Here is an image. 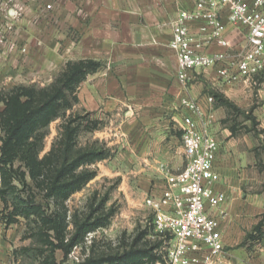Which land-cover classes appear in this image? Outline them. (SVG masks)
<instances>
[{
    "label": "crops",
    "instance_id": "crops-1",
    "mask_svg": "<svg viewBox=\"0 0 264 264\" xmlns=\"http://www.w3.org/2000/svg\"><path fill=\"white\" fill-rule=\"evenodd\" d=\"M196 1L52 0L53 12L42 15L40 29L35 24L25 27L26 41L31 47L26 57L30 63L27 71L33 77L44 76L46 67L61 72L70 61L100 63L99 68L88 73L77 87V101L71 109L79 108L101 121L106 118V125L101 129L107 140L106 147L109 149V130L115 129V141L111 143L121 144L123 163L128 166L125 169L139 173L137 181L148 188L146 196L162 189L163 170L176 172L185 164L182 133L179 135L176 131L183 128L186 114L181 99L197 100L207 113L212 112L213 133L216 126L219 108L207 100L211 95L208 91L214 86L206 85L205 88L200 77L205 73L213 80L218 79L216 70H193L184 84L178 77L176 55L169 46L174 20L181 11L193 10ZM223 20L227 23L230 48L205 43L199 50L205 53L227 51L234 59L247 43V32L229 24L225 15ZM187 25L192 36L202 38V21L191 20ZM37 43L41 44V53L38 49L35 51ZM13 54L14 50L1 54V75L19 72ZM36 66L41 67L39 73L34 72ZM233 84L242 87L247 82ZM213 85L221 87L217 83ZM41 86L44 87L45 82ZM226 87L229 88L223 86L222 90ZM214 135L219 144V157L222 152L219 137H227L229 132ZM231 138L226 147L233 146L238 156L234 164L236 174L232 180L218 183L217 188L226 193V201L214 215L220 221L222 239L230 251L232 264H264V241L253 251L243 244L248 240L246 230L251 224H257L264 213V189L248 193L242 189L264 183L261 179L250 180L244 173L248 165L245 148L252 150L255 144L251 138L241 137L234 141ZM230 187L238 189L231 194Z\"/></svg>",
    "mask_w": 264,
    "mask_h": 264
},
{
    "label": "rangeland",
    "instance_id": "rangeland-1",
    "mask_svg": "<svg viewBox=\"0 0 264 264\" xmlns=\"http://www.w3.org/2000/svg\"><path fill=\"white\" fill-rule=\"evenodd\" d=\"M51 1L0 0V56L14 50V61L16 60L18 63L16 69H20L19 72L12 74L10 72L5 75L0 74V111L5 107L6 98L18 87H49L61 73L58 72V69L46 67L44 76L36 77L35 75L33 77L27 71L30 63L26 57L29 55L31 47L26 41V24H35L40 29L42 15L53 12L54 2ZM52 20L55 21V17ZM55 25H57L56 22ZM37 44L39 46H34L35 51L38 49V52L41 53V44ZM2 68H4L3 65ZM33 69L35 73H39L41 67L36 66ZM207 76L202 73L200 77L205 88L206 85L214 86V89L211 87L208 93L213 95L214 92H218L231 103L226 105L223 100L215 102V108H219V113L216 116L214 133L218 135L222 132H229L227 137H219L222 152L217 157L216 168L221 174L220 183L232 180L236 174L234 164L238 156L234 153L233 146H229V149L226 147L231 137L232 141L241 137L251 138L254 141L255 145L252 150L245 148L244 156L247 157L248 165L244 173L245 177L250 180L261 179L264 182V75L258 74L252 77L242 87L219 77L213 80L212 76ZM42 82H45L44 87L41 86ZM213 83H217L221 87L215 86ZM227 85L229 88L226 87V90L224 88L222 90V87ZM69 116L71 118L86 117V119H83L85 117L77 119L79 123L76 134L78 149L92 146L107 148V140L101 133V129L106 125V118L103 117L101 121L94 115L80 111L79 108H73L67 110L45 128L37 130L36 135L39 137L42 135V150L39 153V158L48 153L55 144L60 143ZM90 120H99V129L89 130ZM109 127L111 126L109 125ZM176 131L179 135L183 132L180 128ZM115 133V129L109 130V158L107 160L86 164L78 169V171L82 169L96 170L97 175L79 191L72 194L63 204L47 197L46 190L38 186V181L31 177L30 170L25 167L23 162L20 160L14 162L12 170H10L12 175L10 181L14 190L7 195L8 202L0 197V264H44L45 257L51 252L54 253L57 260H63V251L61 249L54 250L48 244L50 240H53V231L47 229L41 215L13 213L15 204L21 207L23 201H33L47 216L55 217L58 214L65 216L67 222L65 241H68L75 231L71 222L75 215L82 221L89 214H91L92 220L100 218L101 222L109 221L108 225L97 227L88 233L81 243L73 247L69 255L65 257L63 264H76L83 261L92 252L95 255L103 254L110 247H116L122 242H132L143 231H147L148 234L145 235L142 243L146 239L152 242L160 240L158 236L154 235L152 213L144 203L148 188L137 181L138 172L125 169L128 166L123 163L121 144L118 146L116 143H111L115 141ZM3 136L4 131L0 126V145ZM0 188H4L1 180ZM229 189L231 194H234L238 188L230 187ZM242 189L245 193L257 192L264 189V183L262 185L256 183L249 187H242ZM94 208L96 211L92 212ZM261 219H264L263 215L258 219V222ZM255 225L256 223L251 224L250 228L246 230L249 232L248 240L243 243L247 248H252V251L255 246L264 241V224L259 231L254 232ZM155 251L160 256L164 253L162 248Z\"/></svg>",
    "mask_w": 264,
    "mask_h": 264
},
{
    "label": "built area",
    "instance_id": "built-area-1",
    "mask_svg": "<svg viewBox=\"0 0 264 264\" xmlns=\"http://www.w3.org/2000/svg\"><path fill=\"white\" fill-rule=\"evenodd\" d=\"M223 15L229 24L247 32V43L234 59L227 51L199 50L205 43L230 48ZM191 20L202 21L201 39L190 33L187 23ZM172 29L169 46L184 84L196 69L214 68L219 78L231 83L248 82L264 72V0H197L193 10L179 13ZM207 100L214 104L212 95ZM181 104L186 110L182 128L185 164L176 172L163 170L162 189L144 199L154 232L164 240V253L148 264H232L214 215L226 201V193L217 188L221 174L216 168L219 144L211 130L212 112L207 113L190 97H183Z\"/></svg>",
    "mask_w": 264,
    "mask_h": 264
},
{
    "label": "trees",
    "instance_id": "trees-1",
    "mask_svg": "<svg viewBox=\"0 0 264 264\" xmlns=\"http://www.w3.org/2000/svg\"><path fill=\"white\" fill-rule=\"evenodd\" d=\"M99 66L100 63L94 60L70 61L49 87L21 86L6 98L5 107L0 111V126L4 131L0 145V180L5 188H0V197H3L6 202H8L7 195L14 190L11 186L10 170L16 160L23 162L25 167L30 170L31 177L38 181V186L46 190L47 197L60 204H63L72 194L79 191L97 175L96 170L82 169L78 171L79 167L83 165L96 163L109 157L108 148L99 146L77 148L78 120L85 116L78 118L69 116L60 143L55 144L41 158H39V153L42 150V135L39 137L36 134L37 130L45 128L73 107L77 101L75 94L77 87L88 73L96 71ZM212 96L214 104L216 100H223L226 105L231 104L218 92H214ZM87 114L91 115V113ZM90 121L89 130H96L100 127L99 120ZM16 173L18 172L16 171ZM22 175L24 176L23 173ZM41 176L42 178H40ZM22 203L21 207L15 204L13 213L41 215L47 229L53 231V240H50L48 244L54 250L61 249L63 251L62 261L57 260L54 253L51 252L45 257L44 264H63L65 257L69 255L73 247L81 243L88 233L97 227L109 224L107 220L101 222L100 218L92 220L91 214L87 215L84 221L75 215L71 221L75 231L68 241H65L67 225L65 216L61 214L55 217L47 216L33 201H23ZM94 211H96L95 208L92 209V212ZM263 224L264 219H261L254 226L253 231H259ZM147 234V231L140 232V235L132 242H122L116 247H110L103 254L95 255L92 252L83 261L76 264H148L153 262L161 257L155 250L162 248L164 240L152 242L146 239L142 243L141 241ZM154 235L157 236L156 233Z\"/></svg>",
    "mask_w": 264,
    "mask_h": 264
}]
</instances>
